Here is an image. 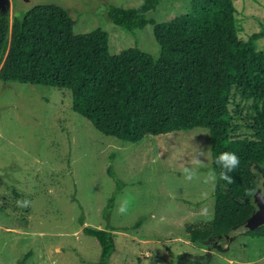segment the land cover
Instances as JSON below:
<instances>
[{"label": "rangeland", "instance_id": "374dc122", "mask_svg": "<svg viewBox=\"0 0 264 264\" xmlns=\"http://www.w3.org/2000/svg\"><path fill=\"white\" fill-rule=\"evenodd\" d=\"M143 0H3L10 35L14 15L37 3L64 7L74 29L95 27L108 34V50L136 46L153 57L159 45L151 24L127 30L106 16L111 5L136 7ZM190 0H159L148 13L164 21L183 12ZM242 40L264 23V0H233ZM264 54V36L255 42ZM259 81L234 85L227 98L230 138L264 140V70ZM204 151V157L198 153ZM204 160L199 177L181 170ZM208 129L194 127L137 142L96 130L72 110L71 90L0 80V264H85L99 257L97 240L83 227L114 226L115 251L109 264H264V237L241 234L191 242L187 223L208 222L214 195L205 177L211 170ZM111 166L125 184L116 193ZM264 193V165H251ZM216 184V183H215ZM115 195L109 217L103 209ZM127 198L126 215L117 211ZM27 200V207L18 201Z\"/></svg>", "mask_w": 264, "mask_h": 264}, {"label": "trees", "instance_id": "16d2710c", "mask_svg": "<svg viewBox=\"0 0 264 264\" xmlns=\"http://www.w3.org/2000/svg\"><path fill=\"white\" fill-rule=\"evenodd\" d=\"M159 0H143L136 7L109 6L106 16L127 30L152 25L159 45L157 57L136 46L110 53L108 34L101 27L86 32L74 29L68 11L55 3H37L14 15L10 35L7 15L0 10V80L67 88L72 110L85 117L104 135L137 142L194 127L208 129L210 168L217 174L213 190V216L208 222L187 223L191 242L227 235L235 228L241 234L264 237V225L243 227L256 209L253 193L259 188L250 166L264 165V140L230 138L227 98L234 85L259 81L264 54L255 42L264 36L252 32L238 37L233 0H190L181 13L164 21L147 14ZM234 152L240 160L229 173L234 182L219 179L220 153ZM116 193L124 186L111 166ZM112 195L105 208H114ZM114 226H85L83 233L99 243V257L85 264H109L115 251ZM29 257L27 252L20 264Z\"/></svg>", "mask_w": 264, "mask_h": 264}, {"label": "clouds", "instance_id": "9594fccd", "mask_svg": "<svg viewBox=\"0 0 264 264\" xmlns=\"http://www.w3.org/2000/svg\"><path fill=\"white\" fill-rule=\"evenodd\" d=\"M204 151H200L198 153L199 156L204 157ZM198 155H196L194 160V165L192 166H185L181 172L185 180L192 181L194 179H197L200 175L199 169L204 165V160H201L198 158ZM216 163L221 167L222 171L219 173V179L224 181L227 185H230L234 182L233 177L229 175V173L235 171L236 168H238L240 164L239 157L234 152L225 151L219 154V156L216 158ZM217 181V174L214 170H210L206 177H205V183H211L213 186L215 185ZM248 195H253V190H249L247 192ZM18 206L20 207H27L29 205V202L27 200L18 201ZM130 208V201L125 198L120 201L117 207V211L121 215H126Z\"/></svg>", "mask_w": 264, "mask_h": 264}, {"label": "water", "instance_id": "95a60500", "mask_svg": "<svg viewBox=\"0 0 264 264\" xmlns=\"http://www.w3.org/2000/svg\"><path fill=\"white\" fill-rule=\"evenodd\" d=\"M3 0H0V5ZM1 8V7H0ZM253 201L256 205V209L245 220L243 227L246 230H252L260 225H264V193L261 188H257L253 194Z\"/></svg>", "mask_w": 264, "mask_h": 264}]
</instances>
